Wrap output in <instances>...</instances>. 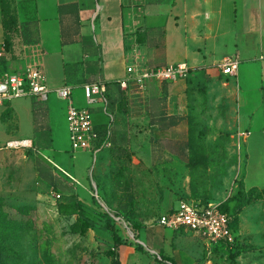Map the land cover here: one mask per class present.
<instances>
[{
	"label": "crops",
	"instance_id": "0c3cea01",
	"mask_svg": "<svg viewBox=\"0 0 264 264\" xmlns=\"http://www.w3.org/2000/svg\"><path fill=\"white\" fill-rule=\"evenodd\" d=\"M11 1L17 28L7 48L0 0V46L6 49L0 57V76L39 64L50 92L45 101L22 97L0 104V126L13 123L24 129L8 141L31 139L33 146L49 151L50 161L61 162L71 194L74 181L86 187L84 176L90 165L73 161L70 144L65 146L68 101L55 102V89L70 86L71 101L87 106L83 85L92 81L106 84L109 100V114L101 103L92 106L96 129L109 131L94 168L97 194L111 209H132L134 223L152 226L141 228L138 236L143 231L147 239L138 240L153 252L168 249L163 238L168 228L158 224L159 216L181 200L195 201L179 199L187 192L185 140L162 135L168 131L166 122L170 125L181 118L176 114L186 113L188 98L198 97L201 111L220 113L230 143L239 147L245 190H264V0ZM230 56L239 59L235 75H225L218 67ZM135 58L147 67L185 62L192 71L177 82L153 81L145 92L123 89L119 80ZM199 80L207 81L208 87L191 92L192 82ZM137 95L144 102L132 105ZM132 124L148 126L152 136L119 135L122 126ZM168 144L177 147L170 150ZM85 151L93 155L79 152ZM124 160H128L125 169ZM117 173L119 182L113 179ZM81 203L85 209L92 206L90 200ZM157 213L158 226L153 227ZM173 231L196 236L187 229Z\"/></svg>",
	"mask_w": 264,
	"mask_h": 264
},
{
	"label": "rangeland",
	"instance_id": "374dc122",
	"mask_svg": "<svg viewBox=\"0 0 264 264\" xmlns=\"http://www.w3.org/2000/svg\"><path fill=\"white\" fill-rule=\"evenodd\" d=\"M192 83L191 92L192 88L203 90L208 85L203 80ZM137 96L132 99V105L143 104L142 95ZM62 101L56 97L55 102ZM49 102L56 104L52 96ZM184 104L188 106L186 113L176 114L181 118L170 125L166 122L164 127L168 131L162 134L185 140L187 192L179 199L186 196L202 205L228 204L232 216L237 213L239 218L240 254L230 256L222 249L209 254L198 236L162 226L168 235L163 236L168 249L153 252L138 240L146 241L145 232L138 236V231L152 226L134 223L132 209H111L98 196L94 168L101 153L96 161L94 154L86 151H78L74 158L69 149L73 161L90 165L84 176L86 187L74 181L73 198L92 202L91 208L84 209L89 215L87 221L78 219V222V210L67 209L71 192L63 164L50 161L49 151L34 144L32 148H7L0 154V264H169L161 260L160 254L173 264H264V190L245 198L238 194L241 188L245 190L243 164L239 147L230 143L228 125L220 113L208 114L198 109V97H190ZM122 127L119 135L124 138L152 136L148 126ZM23 132L13 123L0 126V145ZM64 142L69 148L68 136ZM166 147L174 150L177 145ZM52 190L62 194L61 201L53 197ZM245 199L250 202L246 204ZM158 215L153 217V227L158 226ZM116 233L120 235L117 244Z\"/></svg>",
	"mask_w": 264,
	"mask_h": 264
},
{
	"label": "built area",
	"instance_id": "2783aa9c",
	"mask_svg": "<svg viewBox=\"0 0 264 264\" xmlns=\"http://www.w3.org/2000/svg\"><path fill=\"white\" fill-rule=\"evenodd\" d=\"M5 53V46H0V57H3ZM238 65V57L230 56L223 59L218 67L225 75H235ZM191 71V66L185 62L147 67L135 58L127 66L126 76L119 80V84L123 89L132 87L134 91L145 92L153 81L177 82L187 78ZM106 90L104 82L85 83L83 92L87 106H77L71 101L73 90L70 86L64 85L55 89V94L59 99L68 101L66 119L71 153L87 150L94 154L96 160L99 151L104 148L105 143H98L99 133L93 120L92 106L101 103L104 111L108 113L109 100ZM49 92L50 88L46 82L44 70L39 64L28 65L23 73L5 72L0 76V104L22 97L45 101ZM110 119H113L112 115ZM32 147L31 139L12 140L4 146L0 145V154L7 148ZM51 192L56 200L60 199V192L53 190ZM232 221L233 217L222 211L220 204L210 202L202 205L192 200H181L175 209L161 214L158 218V224L163 227L173 230L187 229L193 232L201 238L209 254L223 244L233 245L236 242L238 235L232 229Z\"/></svg>",
	"mask_w": 264,
	"mask_h": 264
},
{
	"label": "trees",
	"instance_id": "16d2710c",
	"mask_svg": "<svg viewBox=\"0 0 264 264\" xmlns=\"http://www.w3.org/2000/svg\"><path fill=\"white\" fill-rule=\"evenodd\" d=\"M2 2V13H3V23H4V29H5V45L7 48H10L11 45H12V36L17 28V17L16 15L14 14L13 12V9H12V1L11 0H1ZM98 133H99V144L103 143L104 140L106 139L107 135H108V131H107V128H104V129H97ZM125 151V150H124ZM121 152V151H120ZM123 152V151H122ZM125 153H128V152H125ZM128 164V160H124L121 162V166L123 167V169L126 168L127 164ZM118 168H120V166H117ZM118 170V169H117ZM120 172V171H119ZM118 172V173H119ZM118 173L114 176L115 178L114 181H117L119 182L120 181V177L118 175ZM261 189H251L249 191H246V192H249V194H247L245 192V190L243 188H241L238 192L239 195H241L242 197L245 198V196H250V193H253V192H260ZM61 198H62V194H61V197L59 199V201H61ZM71 203H70V206H67V209L69 210H78V213L76 212V215L78 218H76V220L80 219V221L84 222V221H87L89 215L88 213L84 210L85 208L82 206V203L81 202H78L77 200H75V198H73V194H71V199H70ZM74 201V202H73ZM250 202V199H245V203L248 204ZM220 208L222 211L230 214L232 216V213H231V209L229 208L228 204L226 205H221L220 204ZM233 217V221H232V229L234 230V232L238 234V230H239V227H238V221H239V218H238V214L236 213L235 216H232ZM79 222V220H78ZM76 221L73 223L75 224ZM72 224V225H73ZM120 235L118 233L114 234V238L116 240V244L120 242ZM240 243H239V236H236V242L233 244V245H221L220 247L216 248V250L218 249H222L224 250L226 253H228L230 256H235V255H238L240 254V251H241V248H240ZM138 247H141V245H138ZM161 260H166L169 264H173V262H171L170 260H167V259H164V257L160 254L159 255ZM117 264H119V262H116Z\"/></svg>",
	"mask_w": 264,
	"mask_h": 264
}]
</instances>
